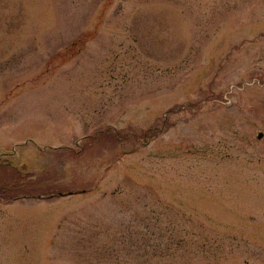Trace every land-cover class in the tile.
<instances>
[{
  "label": "rangeland",
  "instance_id": "374dc122",
  "mask_svg": "<svg viewBox=\"0 0 264 264\" xmlns=\"http://www.w3.org/2000/svg\"><path fill=\"white\" fill-rule=\"evenodd\" d=\"M0 264H264V0H0Z\"/></svg>",
  "mask_w": 264,
  "mask_h": 264
},
{
  "label": "water",
  "instance_id": "95a60500",
  "mask_svg": "<svg viewBox=\"0 0 264 264\" xmlns=\"http://www.w3.org/2000/svg\"><path fill=\"white\" fill-rule=\"evenodd\" d=\"M261 137H262V135H261ZM261 137H260V138H261Z\"/></svg>",
  "mask_w": 264,
  "mask_h": 264
}]
</instances>
